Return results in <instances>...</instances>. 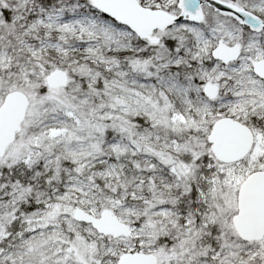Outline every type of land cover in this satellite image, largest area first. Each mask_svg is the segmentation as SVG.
I'll return each instance as SVG.
<instances>
[{
  "label": "snow or ice",
  "instance_id": "1",
  "mask_svg": "<svg viewBox=\"0 0 264 264\" xmlns=\"http://www.w3.org/2000/svg\"><path fill=\"white\" fill-rule=\"evenodd\" d=\"M0 264H264V0H0Z\"/></svg>",
  "mask_w": 264,
  "mask_h": 264
}]
</instances>
